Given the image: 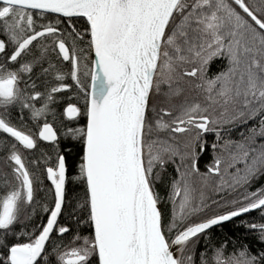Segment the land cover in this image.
Wrapping results in <instances>:
<instances>
[{"label":"snow or ice","instance_id":"obj_1","mask_svg":"<svg viewBox=\"0 0 264 264\" xmlns=\"http://www.w3.org/2000/svg\"><path fill=\"white\" fill-rule=\"evenodd\" d=\"M0 133V264H264V0H0Z\"/></svg>","mask_w":264,"mask_h":264},{"label":"trees","instance_id":"obj_2","mask_svg":"<svg viewBox=\"0 0 264 264\" xmlns=\"http://www.w3.org/2000/svg\"><path fill=\"white\" fill-rule=\"evenodd\" d=\"M212 72L217 71V68L215 66H213V68L211 69ZM13 122L14 123H19L17 119H15V113H13ZM242 130V129H241ZM6 136L5 134L0 133V139H5ZM231 138L232 139H238V134L236 132H233L231 134ZM49 151H51V149H49ZM27 155V153H26ZM4 153H0V175H2L3 173H11V168L8 164L5 163L4 159H3ZM47 183V182H46ZM209 195H214L211 191H209L208 193ZM42 195V194H41ZM253 215H256L255 213H253ZM237 223H239V221H237ZM243 229H237L235 228V226L232 223H228L224 226L223 229L217 228L215 229V235L217 237L222 236L223 234H228V235H240L243 233ZM86 234V233H85Z\"/></svg>","mask_w":264,"mask_h":264}]
</instances>
